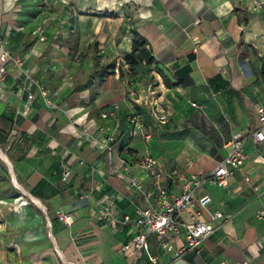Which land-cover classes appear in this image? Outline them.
Here are the masks:
<instances>
[{"label":"crops","instance_id":"1","mask_svg":"<svg viewBox=\"0 0 264 264\" xmlns=\"http://www.w3.org/2000/svg\"><path fill=\"white\" fill-rule=\"evenodd\" d=\"M16 1L0 0V35L21 55L37 84L10 64L0 77V117L5 119L0 120V151L6 159L0 157V179L3 162L27 202H12L7 191L0 196V264H127L137 253L123 252L121 246L139 231L135 208L144 201L118 170L126 148L137 159L145 154V145L141 136H128L122 115L136 105L167 110L166 130L191 129L196 142L186 137L180 151H162V170L211 171L231 135L250 134L259 123L264 7L253 12V0H55L69 1V10L56 16L68 13L71 20L65 26L72 29L59 30L65 36L62 44L46 46L39 33L26 32L28 19H34L29 10L18 14L26 19L25 26L14 25ZM132 29L145 38L154 58L148 80L127 75L126 65L123 77L115 68L103 80L92 78V55L121 63L131 47ZM46 50L54 58L46 59ZM77 55L78 61L73 58ZM40 89L56 107L44 103ZM113 103L119 105L115 117L104 119L101 113ZM111 122L118 123V136L107 147L99 128ZM195 147L221 148V157ZM243 148L246 160L227 186L202 189L211 196L209 209L222 211L224 218L215 221L220 226L204 239L201 250L174 259L149 236L150 252L158 261L151 263L143 253L136 264H264V217H259L264 211V142L248 137ZM64 168L71 170L67 181L61 179ZM138 171L144 187L151 188L139 166H132L131 172ZM162 184L172 192L180 189L170 177ZM13 190L10 186L8 193ZM111 193L120 211L131 214L128 224L97 219ZM57 209L71 213L73 223L59 220ZM207 217L204 212L202 218ZM181 243L178 237L176 245Z\"/></svg>","mask_w":264,"mask_h":264},{"label":"built area","instance_id":"2","mask_svg":"<svg viewBox=\"0 0 264 264\" xmlns=\"http://www.w3.org/2000/svg\"><path fill=\"white\" fill-rule=\"evenodd\" d=\"M263 7L264 0H253L251 10L257 12ZM8 64L24 74L31 83L37 84L25 66L23 58L9 48L8 41L5 38L0 37V77L6 72ZM40 93L46 105L56 107V102L46 90L40 89ZM33 96L32 92L27 94L29 100H32ZM192 105H195V103H192ZM118 108L119 105L113 103L101 113V116L104 119L115 117ZM256 112L258 126L250 134H244L242 131L234 132L224 144V156L208 173L187 174L178 168L164 172L157 156L145 153L134 159L125 150L127 157L126 159L122 158L118 176L123 178L135 193L142 196L144 203L137 205L135 208L134 225L138 227L139 231L122 244L123 252L135 250L137 253L136 258L145 253L151 263H156L158 257L150 252L149 236L153 237L162 253L169 254L174 259L180 258L190 250L196 252L201 250L204 239L220 226L215 221L224 218L222 211L209 209L211 196L202 189L205 185L227 186L229 177L240 169L246 160L243 148L246 138L251 137L256 143L264 142V105L257 106ZM150 113L153 119L160 123H165L168 118L167 110L159 109L156 104L150 106ZM127 120L129 122L128 136H141L144 142H148L151 135L145 129V125L140 118L136 114H130ZM118 127L117 122L105 123L100 126L99 130L104 134V145L107 147L116 142ZM135 164L150 180L151 188L146 189L144 187V177L139 171L131 172L132 166ZM70 175L71 170L64 168L61 174L62 181H67ZM167 177L180 185L179 191L172 192L166 185L162 184V179ZM245 179L248 180V176H245ZM204 212L208 215L206 219L202 218ZM183 214H185V217ZM55 215L66 225H71L74 221L71 213L61 209H57ZM96 217L100 220L117 221L124 225L131 220L130 213L122 212L118 208L116 194L114 193L109 194L105 203L97 211ZM259 217H264V211H260ZM178 237H182V243L176 245ZM136 258L127 264H136ZM66 264L90 263L69 261Z\"/></svg>","mask_w":264,"mask_h":264},{"label":"rangeland","instance_id":"3","mask_svg":"<svg viewBox=\"0 0 264 264\" xmlns=\"http://www.w3.org/2000/svg\"><path fill=\"white\" fill-rule=\"evenodd\" d=\"M69 6H70L69 1L58 3L55 0H17L16 3H14L13 10H12L13 13H16V16H14L13 22H14V25L16 26H20V25L25 26V24H22V23L24 22L23 20H26V19L24 17L21 18V15H18V14H20L21 10H29L28 16H32L31 15L32 13L34 15L33 16L34 19L32 20V17L28 19L29 25L27 24V28L29 30L26 32L29 33L31 36L34 34L35 36L36 34L38 36V33H39L40 35L38 36V38L42 37L43 41L41 42L46 44V46H51L54 44H57V45L62 44L63 38H65V36L62 34H59V30L62 29L64 30L63 33L64 32L66 33L67 31L72 29V27L69 28L65 26V24H69L68 22H70L71 19H69L70 17L68 13L66 14L63 13L62 15L60 14V16H56V14H59L64 9L69 10ZM37 14L39 16H37ZM31 28H33V31L30 30ZM0 37L8 40L7 37L4 35H0ZM65 42L66 41L64 40V43ZM16 53L19 54L18 52ZM45 53H46V59L54 58V55L52 54L51 51L46 50ZM73 58L78 61L80 59V56L79 55L75 57L73 56ZM190 106L192 108L196 107L195 105H190ZM144 111L149 112V108H146ZM148 118H149V122H146V123H149V125L147 124L148 127H146L145 125V129L147 131L150 130L151 139L147 143L143 142V144L145 145L143 146L145 153L161 156L162 151H165L166 149H169V150L175 149V150L180 151L182 148H184L183 138L185 139L186 137L189 139V141L196 142L195 137H194L195 132L193 130L188 129L185 131L177 132V131H171L170 129L166 130V127L164 128L163 127H153L152 124L155 120L153 119L154 121L152 122L150 120V117ZM181 144L183 145L181 146ZM195 148H198L200 152L205 153L212 158L219 159L221 157V148H209V147H195ZM0 154L1 156L5 155V151L4 150L0 151ZM169 162L171 161L169 160ZM2 165L4 166L3 167L4 169H3L2 176L0 179V196L2 194H6L5 192L7 191L6 195H9L8 197L12 199V202H17L18 204L27 203L26 201L21 199L22 197L20 195H18L20 191L18 187H15L16 185H14L11 182V177L8 172L7 166L3 162H2ZM10 186H12L14 190L11 193H8ZM5 188L7 189L4 190Z\"/></svg>","mask_w":264,"mask_h":264},{"label":"trees","instance_id":"4","mask_svg":"<svg viewBox=\"0 0 264 264\" xmlns=\"http://www.w3.org/2000/svg\"><path fill=\"white\" fill-rule=\"evenodd\" d=\"M133 33L132 43L130 50L124 54L123 61L119 64L116 63L115 59L101 61L99 56L96 54L92 55L93 60V67L91 72V77H98L99 80H103L108 74H112L115 71V68L119 71V77H123L125 75V72L123 71L122 66L126 65V74L129 76H134L135 79L140 80H148L149 73L153 70L151 64L154 61L153 56L151 55V52L149 48L147 47V42L144 37H142L136 29L131 30ZM95 44H89L88 48L94 47ZM167 84V82L165 81ZM93 100V98H92ZM146 108H143L141 106L136 105L135 109L130 112H126L123 114V120H125V123L127 125V128L129 126V122L127 120L128 115L130 114H136L140 120L144 123V125H149V118L153 122V117L149 112L144 111ZM0 120H5L0 117ZM165 123L157 122L156 120L153 122V127H166ZM149 129V128H148ZM150 133V130L148 131ZM151 135V133H150ZM151 139V136H150ZM149 139V140H150ZM126 142V141H123ZM0 143H1V137H0ZM147 143V142H146ZM125 144V143H124ZM131 148H126V152L129 154L131 153ZM131 155V154H130ZM154 156H157L155 154H152ZM127 154L124 153L123 158L126 159ZM158 157V156H157Z\"/></svg>","mask_w":264,"mask_h":264},{"label":"water","instance_id":"5","mask_svg":"<svg viewBox=\"0 0 264 264\" xmlns=\"http://www.w3.org/2000/svg\"><path fill=\"white\" fill-rule=\"evenodd\" d=\"M0 157H1L3 160L6 161V159H4V157L1 156V154H0ZM9 169H10V171H12V167H11L10 165H9ZM11 179H12V182H13V183L16 182L15 176H14V174H12V173H11Z\"/></svg>","mask_w":264,"mask_h":264}]
</instances>
